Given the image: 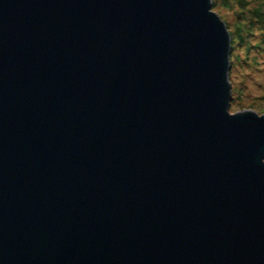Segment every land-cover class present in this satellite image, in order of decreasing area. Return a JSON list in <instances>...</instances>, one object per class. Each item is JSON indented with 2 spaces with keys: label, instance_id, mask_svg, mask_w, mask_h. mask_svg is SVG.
Here are the masks:
<instances>
[{
  "label": "water",
  "instance_id": "1",
  "mask_svg": "<svg viewBox=\"0 0 264 264\" xmlns=\"http://www.w3.org/2000/svg\"><path fill=\"white\" fill-rule=\"evenodd\" d=\"M211 0H0V264H264V115L229 113Z\"/></svg>",
  "mask_w": 264,
  "mask_h": 264
},
{
  "label": "rangeland",
  "instance_id": "2",
  "mask_svg": "<svg viewBox=\"0 0 264 264\" xmlns=\"http://www.w3.org/2000/svg\"><path fill=\"white\" fill-rule=\"evenodd\" d=\"M217 3V7L211 8V11L225 24L230 39L234 42L231 57L232 71H229L232 99L229 113L253 111L262 116L264 115V28L256 22L253 12L259 7L260 1L231 0L229 3L223 4L222 1ZM239 34L242 35L241 40H238Z\"/></svg>",
  "mask_w": 264,
  "mask_h": 264
},
{
  "label": "trees",
  "instance_id": "3",
  "mask_svg": "<svg viewBox=\"0 0 264 264\" xmlns=\"http://www.w3.org/2000/svg\"><path fill=\"white\" fill-rule=\"evenodd\" d=\"M217 1H219V2L222 1L223 4H224V3H229L231 0H212V5H211L212 9L217 7V5H218ZM257 1H260V5L253 12L255 13V16H256V22L260 26H262V28H264V0H257ZM240 34H239L240 37L238 38V40H241V36L242 35H240ZM231 40L232 41H231V52H230V72L232 71V60H231V57H232V53H233V50H234V42H233V39H231Z\"/></svg>",
  "mask_w": 264,
  "mask_h": 264
}]
</instances>
